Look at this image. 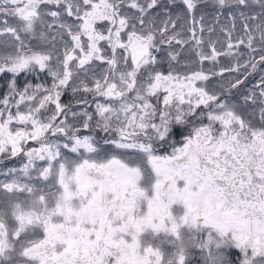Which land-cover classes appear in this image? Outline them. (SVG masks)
<instances>
[{"label": "snow or ice", "instance_id": "obj_1", "mask_svg": "<svg viewBox=\"0 0 264 264\" xmlns=\"http://www.w3.org/2000/svg\"><path fill=\"white\" fill-rule=\"evenodd\" d=\"M0 264H264V0H0Z\"/></svg>", "mask_w": 264, "mask_h": 264}]
</instances>
